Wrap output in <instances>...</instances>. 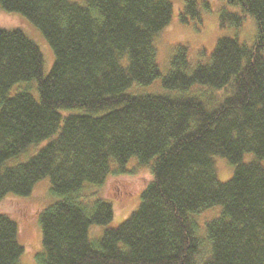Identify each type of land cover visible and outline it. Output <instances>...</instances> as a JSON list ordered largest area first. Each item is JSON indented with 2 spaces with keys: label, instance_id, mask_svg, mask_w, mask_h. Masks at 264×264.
Instances as JSON below:
<instances>
[{
  "label": "trees",
  "instance_id": "trees-1",
  "mask_svg": "<svg viewBox=\"0 0 264 264\" xmlns=\"http://www.w3.org/2000/svg\"><path fill=\"white\" fill-rule=\"evenodd\" d=\"M226 1L254 18V44L221 37L194 66L178 46L161 79L178 93L132 95V84L160 77L154 37L171 19L170 0H0L54 53L43 77L38 47L20 30L0 29V202L29 195L44 177L56 197L38 217L37 264H264V0ZM179 19L200 22L196 0H185ZM243 19L222 9L219 26L237 28ZM32 81L38 99L28 88L9 95ZM193 85L232 92L208 109L186 93ZM44 140L27 161L7 165ZM248 153L254 159L244 162ZM215 156L233 166L225 182ZM132 157L152 176L138 207L90 240L89 227L108 224L113 210L85 199L84 185H102L111 162L122 173ZM217 205L220 215L199 228L193 216ZM22 251L16 223L0 215V264H18Z\"/></svg>",
  "mask_w": 264,
  "mask_h": 264
},
{
  "label": "rangeland",
  "instance_id": "rangeland-1",
  "mask_svg": "<svg viewBox=\"0 0 264 264\" xmlns=\"http://www.w3.org/2000/svg\"><path fill=\"white\" fill-rule=\"evenodd\" d=\"M81 3L82 0H72ZM172 3L171 19L154 37L156 49V63L160 71V77L148 85L132 84L126 93L132 95H175L178 91L167 90L162 87L161 79L169 71L170 58L178 46H185L188 50V59L192 66L197 62H207L215 46L217 39L221 37L236 38L240 43L252 46L255 42L257 29L254 18L243 13L237 5L229 4L226 0H196L199 5L200 22L190 20L181 23L179 15L182 12L185 0H170ZM207 3L208 8L204 6ZM222 9L244 16L239 27L219 26V13ZM0 29L20 30L40 50L43 58L42 76L46 77L54 63V53L42 32L24 16L17 12H10L0 5ZM29 90H28V89ZM20 89H27L30 94L38 99L36 82H26L15 85L9 95H13ZM232 92L231 85L221 89H214L204 85H193L186 93L196 95L206 104L208 109L217 107ZM79 110H60L64 117L70 113H78ZM48 140L30 145L17 157L10 159L7 165H16L27 161L35 155ZM214 167L219 181H227L233 174V166L225 158L215 156ZM254 159L253 154L244 155L243 161ZM264 164V158L260 160ZM151 163V162H150ZM124 172H118L116 163H110V173L107 174L102 185L85 184L84 195L88 198L101 199L108 202L113 210V217L106 225H91L88 236L90 240L101 237L107 228H115L121 224L139 205L140 195L147 183L151 180L149 165H141L136 158H130L123 167ZM51 185L48 177L40 179L34 185L27 196L8 194L0 202V215H6L16 223L17 240L23 251L18 259V264H37L36 256L42 252V235L38 221L39 214L56 201L51 193ZM84 199V200H85ZM221 207L213 206L193 216L199 228L203 229L207 221L220 215ZM205 246V245H204Z\"/></svg>",
  "mask_w": 264,
  "mask_h": 264
}]
</instances>
